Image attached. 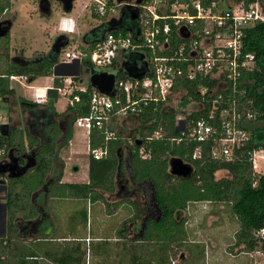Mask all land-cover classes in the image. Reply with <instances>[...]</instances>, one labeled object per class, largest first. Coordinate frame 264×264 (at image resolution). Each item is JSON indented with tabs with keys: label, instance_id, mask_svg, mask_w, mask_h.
Here are the masks:
<instances>
[{
	"label": "trees",
	"instance_id": "obj_1",
	"mask_svg": "<svg viewBox=\"0 0 264 264\" xmlns=\"http://www.w3.org/2000/svg\"><path fill=\"white\" fill-rule=\"evenodd\" d=\"M12 5V0H0V19ZM126 11L120 21L125 32L133 27L130 13ZM111 28L110 21L103 22L87 32L84 40L87 43L95 42ZM7 38L3 47L7 46ZM246 49L256 55V67L249 72L246 87L247 100L253 102L248 105L257 111V117L244 122L251 137L244 145L235 148L231 158L214 157L212 143L208 141L203 144L202 158L194 160L192 158L194 144L185 146L168 138L180 134L176 125L179 110L163 105L156 108L152 104L140 115L128 117L134 120L135 127L127 138L123 134L121 137L119 132L118 138L107 140L100 129L92 130L91 146L93 148L107 146L108 155L102 159H95L90 154V182L67 184L71 192L80 197H88L93 189L116 191L117 177H122L121 172L125 166L123 161L120 162V154L127 148V167L133 182V189L129 194H134L135 199L127 198L126 201L135 206L136 213L123 224L126 228L129 221L140 219L144 228L141 238L143 242L154 238L167 237L174 241L185 237L184 213L190 204L202 201L212 204L226 203L237 218L239 228L234 236L232 250L240 247L241 251L249 253L257 249L260 243L256 232L264 227V173L255 170L252 154L254 150L264 149V22H258L248 30ZM58 58L59 54L53 50L39 53L26 60L20 57V62L11 61L7 49L0 56V107L8 110V123L0 124V150L3 151L0 154V163L9 160L11 155L19 157L20 163H24V154L34 153L36 158L35 165L20 177L1 175L7 187L8 208L7 236L0 237V264L32 263L30 259L12 261L13 258L10 257L13 254L12 244L17 243L15 239L18 213L31 205V194L46 183L54 160L58 157L60 142L65 140L68 143L72 139L75 119L89 112L90 92L93 90L91 84H88L87 92L76 91L80 95V100L73 106L68 104L63 113L56 110L57 97L53 96V92L57 91L54 89H49V99L43 104L23 98L20 102L23 113L32 112L26 128L20 125L19 116L11 115L12 111L8 109V105L14 101L16 90L11 86L10 76L27 75L31 82L41 76H53ZM57 79L59 78L54 76V85ZM186 85L187 96L202 99L192 86ZM203 103V109L188 112L187 119L204 115L209 109L208 97ZM59 117L62 118L61 124L57 120ZM61 127L64 130L67 128L69 134ZM157 129H162L168 137L148 140ZM143 143L151 150L147 158L140 155ZM172 157H179L190 163L194 169L192 175L182 177L172 174L169 165ZM221 170L228 171V175L217 178L216 174ZM98 196L97 193L93 195L94 198ZM35 214L37 211L32 210L31 217ZM140 264H149L148 258L145 257Z\"/></svg>",
	"mask_w": 264,
	"mask_h": 264
},
{
	"label": "built area",
	"instance_id": "obj_2",
	"mask_svg": "<svg viewBox=\"0 0 264 264\" xmlns=\"http://www.w3.org/2000/svg\"><path fill=\"white\" fill-rule=\"evenodd\" d=\"M123 7L131 15L136 14L131 17L133 27L126 32L120 22ZM85 8H89L98 25L116 20L100 39L84 47H65L61 50L64 57L60 59V53L58 58L62 66L76 60L89 66V78L93 72L116 76L115 94L102 93L92 86L88 114L75 119L74 126L87 132L88 154L95 159L108 155L107 146H91L94 128L100 129L107 140L116 139L119 131L112 127L113 120L140 115L152 104L156 108L171 106L177 93H183L175 103L179 110L176 125L183 128L180 134L168 137L157 129L148 140L168 137L177 144H194L192 158L197 160L202 158L203 144L208 141L214 157L231 158L235 148L250 139L244 122L256 119L257 111L248 105L253 102L247 100L246 83L249 72L256 67V55L246 49V36L256 23L264 22V0H88ZM63 32L72 33L73 23L64 20ZM57 77L63 78L62 86L35 87L32 101L46 103L49 89H54L67 96L73 106L80 100L76 91H88L89 78L87 85L76 86L75 75ZM10 78L29 81L23 74ZM186 84L202 99L187 96ZM207 97L208 111L187 119L188 112L203 109ZM182 102H187L188 107H179ZM263 150H254V168L258 167L257 160L264 157ZM150 152L143 143L140 155L147 158ZM256 237L260 246L249 254L252 264H261L258 255H264V227Z\"/></svg>",
	"mask_w": 264,
	"mask_h": 264
},
{
	"label": "crops",
	"instance_id": "obj_3",
	"mask_svg": "<svg viewBox=\"0 0 264 264\" xmlns=\"http://www.w3.org/2000/svg\"><path fill=\"white\" fill-rule=\"evenodd\" d=\"M16 1L12 0L11 9L5 12L6 18L13 21L7 34L9 36L6 42L7 46L3 47L4 44L0 43V56L7 49L10 52L11 61H13L14 56L23 57L24 59L31 58L26 56L25 48L17 47L16 50L12 39L11 30L15 23V16L13 15L15 11L13 8ZM9 13L12 14L7 16ZM61 20H65L68 24L75 23L76 26V22L72 20L71 16L69 18L62 16L59 21ZM82 42L87 44L84 39ZM66 48L68 50L72 48L71 38ZM15 51L16 53H14ZM65 67H76L86 70L85 64H80L78 60L72 64L58 67V72L61 73V69ZM41 77L50 79V82H46L42 87L54 85V76ZM58 102L59 98L55 100L56 110L59 113H63L66 110V105L64 109H60ZM57 120L61 124L62 118L59 117ZM62 130L69 134L67 128L65 130L62 128ZM79 134L78 132L76 133V135ZM59 150L60 146L58 147V157L54 160V165L48 174L46 183L31 194V205L27 206L25 211L18 213L15 239L17 243L12 244L13 254L10 256L13 258L11 259L12 261L30 259L32 261L31 264H140L147 257L149 264H214L219 262L221 250L228 257H239L243 253L248 254V252L239 251V247L234 250L228 249V246L233 245L231 243H234L235 238L227 239L225 243H221L222 240L217 237L223 230L221 227H189L187 213H184L186 217L185 237L177 238L174 241H170L165 237L143 242L144 240L141 238L143 237L144 228L141 226L140 219L129 221L126 228L123 224L126 219L132 218L136 213L135 206L126 201L127 198L135 199L134 194H129L133 189V182L131 175L128 178L127 174V170H129L127 167V148H124L120 154V162L123 161L125 166L121 172L122 177H117L116 180L117 187L120 185L121 189L115 198L111 194L116 191L107 192L101 189H93L88 197H80L72 193L67 184H88L90 182V159L88 156L90 154L86 152L88 158L84 163L85 176L81 180H76L75 175L69 170L66 157L63 154L61 157L59 156L61 154H59ZM78 151L80 150L73 149L71 153L77 154ZM69 159L70 156H68ZM80 169L81 165L79 163L76 164L74 170L77 172L79 170L80 172ZM6 190L5 181L3 183L0 182V207L3 206V210L0 209V237L7 236L8 205ZM96 193L99 195L98 198L93 197ZM104 193L109 195L106 196ZM121 193H125V195L121 196ZM63 200L65 202H83L81 204L82 210L77 206H72L69 210L70 214L68 216L71 215L73 217L74 214L77 216V222L71 228L69 224L68 228L65 225L61 227L56 217V214H60L62 207L60 205ZM201 203L204 202L201 201ZM206 203L209 202L203 204L205 208L207 207ZM84 204L86 207H84ZM89 206L91 207V213L97 214V225L96 227L94 226L95 228L83 229L84 227L80 228L82 224L85 221L87 224L89 222ZM32 210L37 211V214L31 217ZM105 218L108 219L106 223L103 222ZM109 223L110 227L106 225ZM79 229H82V231L78 232ZM209 256L210 261L208 262L206 258ZM252 261V258H250L244 264H252Z\"/></svg>",
	"mask_w": 264,
	"mask_h": 264
},
{
	"label": "rangeland",
	"instance_id": "obj_4",
	"mask_svg": "<svg viewBox=\"0 0 264 264\" xmlns=\"http://www.w3.org/2000/svg\"><path fill=\"white\" fill-rule=\"evenodd\" d=\"M88 3V0H75L74 2V8L72 12L65 13L62 10V5L60 2L53 1L52 2V14L50 16H45L40 12L39 8V0H17L14 4L13 15L15 16V23L11 30L12 32V39L15 43L16 50L17 47L25 48L26 50V56L27 57H34L35 55L39 53H47L50 50H52L53 43L57 37L58 34L63 33V21H59L61 17L69 18L71 16L72 20H75L76 26L74 33H67V35L71 38V46H74L76 44H79L81 47H84L83 36L85 33L89 32L91 29L96 27L98 24L97 20H95V17L92 15L89 11V8H85V5ZM12 13L7 14V16H10ZM6 18V16L4 15ZM7 37L0 38V43H4ZM26 38V40H25ZM16 53V51L14 52ZM64 57V53H61L60 59ZM3 66H5L2 63ZM62 74L67 75H75L76 77L73 78L76 86L81 85H87L88 84V78L89 74L84 69H78L76 67H65L61 69ZM61 74V75H62ZM55 76V75H53ZM59 78V77H58ZM62 80L63 78L57 79L56 86H62ZM46 82H50V79L47 77H38L37 79L33 80L32 82L26 81V80H11V86L15 88V99L14 101L8 105V109H11V115L13 117H18L21 120V126L25 127V114L22 111V107L20 106V102L23 98L28 100H33L36 92V88L38 86L45 85ZM36 87V88H35ZM181 95L183 93H177L174 95L172 99L171 106L172 108L177 109V106H175V103L178 99H180ZM53 96L57 97L56 100L59 98L58 107L60 109H64L65 105L67 107L68 103V97L62 95L57 91L53 92ZM1 103V102H0ZM2 106V105H1ZM179 107L181 108H187L188 104L187 102H182L179 104ZM7 108L0 107V124L2 123H8V117H7ZM193 111V110H192ZM133 119V118H132ZM19 120V121H20ZM134 120H131L130 118H124L120 117L115 120H113L112 127L117 129L125 138L130 134L131 130L135 127ZM78 132L79 135H76ZM63 141V140H62ZM76 149L80 150L77 154L71 153V150ZM87 132L83 130L82 128L74 127V135H72L71 142L69 141L66 143L64 140L61 142L60 150H59V156L63 154L68 162L69 170L72 174L75 175L76 180H81L85 176V161L87 160ZM264 154V150L261 152ZM66 154V155H65ZM68 156H70V159L68 160ZM89 156V155H88ZM84 161V162H83ZM81 165L80 172L78 170L75 171L74 168L76 164L78 163ZM258 167H255V170H257L260 173H264V157L259 158L257 160ZM128 178L130 177V172L127 170ZM228 175V171L221 170L218 171L216 176L217 178H220L222 176ZM0 180H2V177L0 176ZM127 184V183H126ZM121 189V186L119 185L117 187V190L114 194H111L114 198L117 194H119V190ZM129 189V188H128ZM106 196L109 195L108 193H104ZM125 195V193H121V196ZM83 202L80 201H67L65 202L63 200V203L60 205L61 210L60 214L56 217L58 218L61 227L66 226L73 227L75 226V223L77 222V216L74 214L73 217L71 215L68 216L69 210L72 206L79 207L80 210H82ZM202 204V205H201ZM197 202L190 204L189 208L186 210L185 213L188 218V226L189 227H198V226H213V227H221L223 230L219 235L217 236L222 241L221 243H225V240H231V238H234L235 231L239 228V223L237 218L233 215L232 211L230 210V207L226 203H218V204H210L206 203L207 207L205 208L203 206L204 203ZM63 205H65L63 207ZM84 207L85 204H84ZM95 209V207H94ZM91 207L89 206V222L85 221L80 228L86 229L91 227H96L97 225V214L91 213ZM212 215V216H211ZM74 218V219H73ZM76 218V220H75ZM115 220V219H114ZM93 221V222H92ZM108 221L107 218L103 220L104 223ZM108 227H110V223L106 224ZM94 227V228H95ZM82 229H79L78 232H81ZM233 244V243H231ZM232 248V246H228V249ZM238 248V247H236ZM235 249V248H234ZM241 248L239 247V251ZM219 254V262L214 264H244L245 261L248 262V260L251 258L248 254H241L239 257H228L227 255H224L220 251ZM208 259V260H207ZM258 259L261 264H264V255L259 256ZM206 260L210 261V256L206 258ZM204 262V260H203ZM200 263V261H198Z\"/></svg>",
	"mask_w": 264,
	"mask_h": 264
},
{
	"label": "water",
	"instance_id": "obj_5",
	"mask_svg": "<svg viewBox=\"0 0 264 264\" xmlns=\"http://www.w3.org/2000/svg\"><path fill=\"white\" fill-rule=\"evenodd\" d=\"M52 1H58L62 5V10L65 13L72 12L74 8L75 0H39V8L40 12L45 16H50L52 14ZM141 0H138L140 2ZM132 18L136 17V14L131 15ZM12 20L6 19L0 21V38L6 36L12 26ZM112 28L114 27L116 20L110 21ZM69 44V37L66 33L58 34L56 37L52 50L57 54L61 53V50L65 48ZM62 66V64H57L54 67L53 74L55 76L61 75L62 73L58 72V67ZM131 74V73H130ZM133 76H139L133 74ZM116 76L114 74H108L106 72H93L90 75L89 82L90 84L97 88L100 92L106 93L108 95H114V84H115ZM31 82V80H29ZM182 127H179L178 130H182ZM36 163L35 156L33 158L28 159V161L22 165L20 163L19 157H14L11 155L9 160L0 163V174L1 173H9V177H20L24 173H26L31 167H33ZM170 172L177 176L188 177L193 173V166L190 163L184 162L179 157H172L169 161ZM21 166V167H20ZM3 179L0 182L3 183Z\"/></svg>",
	"mask_w": 264,
	"mask_h": 264
},
{
	"label": "flooded vegetation",
	"instance_id": "obj_6",
	"mask_svg": "<svg viewBox=\"0 0 264 264\" xmlns=\"http://www.w3.org/2000/svg\"><path fill=\"white\" fill-rule=\"evenodd\" d=\"M52 2H53V1H52ZM57 2H58V1H57ZM60 4H61V3H60ZM126 10H128L127 7H123V8H122V10H121V12H120V15L122 16V18H123V16H124V14L127 12ZM128 11H129V10H128ZM129 15H130V20H131V14H129ZM6 19H7V18L3 17V18L0 19V21L6 20ZM86 34H87V33H85V35L83 36V39H84V37L86 36ZM57 36H58V35H57ZM59 55H60V54H59ZM12 60H13L14 62H20L21 59H20L18 56H14ZM25 60H26V59H25ZM85 68H86L85 71L88 72V70H89V66H85ZM30 115H32V112H31L30 114H25V126H28L27 124H28V121H29ZM19 120H20V119H19ZM19 122H20V125H21V120H20ZM29 124H31V123L29 122ZM31 126H32V124H31ZM31 126H30V127H31ZM32 151H34V150H32ZM29 157H30V158H33V157H34V153H32V154H24V155H23L24 163H21V164L24 165V164L28 161ZM20 167H21V166H20ZM2 174H6V177H9V173H1L0 176H1ZM0 209L3 210V206L0 207Z\"/></svg>",
	"mask_w": 264,
	"mask_h": 264
},
{
	"label": "clouds",
	"instance_id": "obj_7",
	"mask_svg": "<svg viewBox=\"0 0 264 264\" xmlns=\"http://www.w3.org/2000/svg\"><path fill=\"white\" fill-rule=\"evenodd\" d=\"M73 31H75V23L73 24ZM64 33V32H63ZM73 33V32H72ZM67 34V33H66Z\"/></svg>",
	"mask_w": 264,
	"mask_h": 264
}]
</instances>
